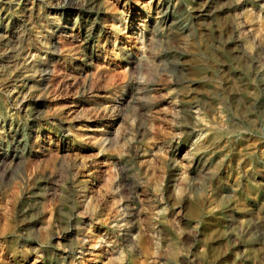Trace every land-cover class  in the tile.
Masks as SVG:
<instances>
[{"label": "rangeland", "instance_id": "1", "mask_svg": "<svg viewBox=\"0 0 264 264\" xmlns=\"http://www.w3.org/2000/svg\"><path fill=\"white\" fill-rule=\"evenodd\" d=\"M0 264H264V0H0Z\"/></svg>", "mask_w": 264, "mask_h": 264}, {"label": "bare ground", "instance_id": "2", "mask_svg": "<svg viewBox=\"0 0 264 264\" xmlns=\"http://www.w3.org/2000/svg\"><path fill=\"white\" fill-rule=\"evenodd\" d=\"M135 65V64H134ZM142 66V65H141ZM102 252V251H101ZM69 254V253H68ZM110 254V253H109ZM61 256H63V255H61ZM64 258V257H63Z\"/></svg>", "mask_w": 264, "mask_h": 264}]
</instances>
